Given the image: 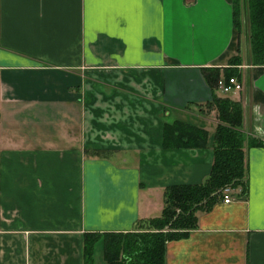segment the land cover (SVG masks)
I'll list each match as a JSON object with an SVG mask.
<instances>
[{"label": "crops", "instance_id": "0c3cea01", "mask_svg": "<svg viewBox=\"0 0 264 264\" xmlns=\"http://www.w3.org/2000/svg\"><path fill=\"white\" fill-rule=\"evenodd\" d=\"M231 1L0 0V264H92L84 233L130 231L160 215L166 185L201 183L219 123L207 103L224 95L204 69L235 55L226 95L261 142L244 192L197 210L165 264H264V63H249ZM175 121L208 145L165 147Z\"/></svg>", "mask_w": 264, "mask_h": 264}, {"label": "trees", "instance_id": "16d2710c", "mask_svg": "<svg viewBox=\"0 0 264 264\" xmlns=\"http://www.w3.org/2000/svg\"><path fill=\"white\" fill-rule=\"evenodd\" d=\"M232 24L238 30V12L243 15L244 36L247 39L250 64L264 63V0H232ZM240 29V30H239ZM247 62V61H246ZM241 64V57L228 59L226 67L204 69L208 85L214 87L220 76H236L234 67ZM219 123L210 140L212 163L208 174L201 183L166 185L162 193L160 215L154 218L139 219L134 227L126 232H86L84 233L83 255L87 261L96 240H100L105 264H165V243L186 235L194 228L195 212L206 210L221 196L225 186H240L244 192L246 174V148L260 144V139L242 130V108L238 101L227 95L212 96L210 102ZM165 147H205L207 133L195 126H186L178 121L166 123ZM97 151V150H96Z\"/></svg>", "mask_w": 264, "mask_h": 264}, {"label": "built area", "instance_id": "2783aa9c", "mask_svg": "<svg viewBox=\"0 0 264 264\" xmlns=\"http://www.w3.org/2000/svg\"><path fill=\"white\" fill-rule=\"evenodd\" d=\"M216 87L221 94H228L238 91L240 89V83L235 76H221L216 80ZM230 200V187L225 186L221 189V201L227 203Z\"/></svg>", "mask_w": 264, "mask_h": 264}, {"label": "rangeland", "instance_id": "374dc122", "mask_svg": "<svg viewBox=\"0 0 264 264\" xmlns=\"http://www.w3.org/2000/svg\"><path fill=\"white\" fill-rule=\"evenodd\" d=\"M232 17H233V15H232ZM238 19H239V21H240V29H241V31H240V34H241V40L243 39H245V36H244V26H245V24H246V27H247V24H248V22L246 21H244V19H243V15L241 16V13H240V11L238 12ZM241 23L244 25H241ZM239 29V30H240ZM246 40V43H247V39H245ZM247 46H248V44H247ZM240 88H241V86H240ZM238 91H240V89L238 90ZM238 91H236V92H238ZM218 92V91H217ZM220 93V92H219ZM230 96L232 95L231 94V92L230 93H228ZM224 95H226V94H224ZM233 96V95H232ZM91 263L92 264H105V261H104V258H103V249H102V245H101V242H97L95 245H93V249H92V256H91Z\"/></svg>", "mask_w": 264, "mask_h": 264}]
</instances>
